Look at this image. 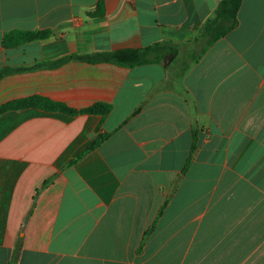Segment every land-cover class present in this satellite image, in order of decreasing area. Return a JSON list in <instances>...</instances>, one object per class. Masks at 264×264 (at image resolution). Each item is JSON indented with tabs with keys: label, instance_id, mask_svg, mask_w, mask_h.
I'll return each instance as SVG.
<instances>
[{
	"label": "crops",
	"instance_id": "crops-1",
	"mask_svg": "<svg viewBox=\"0 0 264 264\" xmlns=\"http://www.w3.org/2000/svg\"><path fill=\"white\" fill-rule=\"evenodd\" d=\"M219 1L0 0V106L111 107L0 115V264L18 240L17 264H264V0H242L236 28L178 80L158 64L48 66L184 44ZM14 29L51 35L2 48Z\"/></svg>",
	"mask_w": 264,
	"mask_h": 264
},
{
	"label": "trees",
	"instance_id": "trees-1",
	"mask_svg": "<svg viewBox=\"0 0 264 264\" xmlns=\"http://www.w3.org/2000/svg\"><path fill=\"white\" fill-rule=\"evenodd\" d=\"M242 0H220L213 12L211 18L205 20L198 28L194 30L192 38L184 43L177 44L172 41H161L151 46L140 49H119L111 52L94 53L87 56L71 55L60 59L49 67H57L69 61H82L86 63H108L124 68H135L139 66L158 64L162 66L167 73L169 79L178 80L183 77L202 56L211 48V46L223 38L227 33L234 30L238 24L237 13L240 8ZM102 15V3L99 2L97 10L93 14L94 17ZM51 32L49 30L30 31L14 29L5 32L1 39V46L4 49H13L22 46L26 43L34 41H42L49 38ZM192 44L185 59L180 57L181 47L183 45ZM180 64L179 72H173V68ZM36 109L50 114H60L63 116H77L80 114L106 116L111 107L105 104H95L89 108L82 110L71 109L63 103L52 101L41 96H30L27 98L15 100L0 106V115L8 111L21 109ZM108 135H99L96 139L87 144L80 152H78L69 162L71 166L88 153L94 151ZM53 178L46 180L36 191L33 201L36 200L38 194L51 183ZM151 226L144 235L145 238L152 231ZM20 240L17 241L11 260L8 264H17L19 258Z\"/></svg>",
	"mask_w": 264,
	"mask_h": 264
}]
</instances>
